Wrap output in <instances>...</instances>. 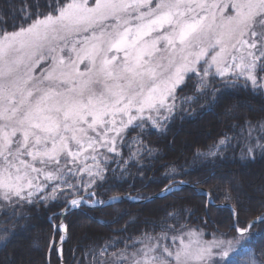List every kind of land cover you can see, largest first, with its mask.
Listing matches in <instances>:
<instances>
[{"label":"snow or ice","instance_id":"1","mask_svg":"<svg viewBox=\"0 0 264 264\" xmlns=\"http://www.w3.org/2000/svg\"><path fill=\"white\" fill-rule=\"evenodd\" d=\"M49 7L26 27L0 32V200L64 197L65 212L118 201L93 199L104 169L81 167L82 156L96 161L98 148L115 152L130 127L162 128L185 77H197V92L217 77L225 86L242 79L264 87V0H56ZM255 148L264 143L249 145L248 154ZM81 172L87 181L77 179ZM258 222L264 216L235 227L230 239L211 240L168 226L177 233L171 244L160 243L166 231L146 233L141 247L113 253L114 264H240Z\"/></svg>","mask_w":264,"mask_h":264},{"label":"trees","instance_id":"2","mask_svg":"<svg viewBox=\"0 0 264 264\" xmlns=\"http://www.w3.org/2000/svg\"><path fill=\"white\" fill-rule=\"evenodd\" d=\"M55 3L0 0V32L26 27L38 14L52 11L49 5ZM197 83L192 75L177 89L175 110L162 128L150 123L143 129L130 128L115 152H105L100 166L105 180L97 181L102 186L95 187L93 199L106 201L121 195L147 199L178 182L195 187L185 186L145 203L121 200L69 213L64 264H114L113 253L119 255L126 245L131 252L134 243L141 247L138 238L146 233L159 238L166 231L170 243L177 233L168 231V226L200 231L207 240L221 233L230 239L237 235L235 227L244 228L264 216V150L247 152L258 139L264 143L260 127L264 125V87L253 88L250 82L245 86L242 79L225 86L217 77L197 92ZM188 97L192 101L182 103ZM222 139L226 143L217 151L215 146ZM210 151L216 154L206 155ZM223 203L233 210L217 206ZM65 206L64 197L38 203L1 202L0 235H5L4 229L8 233L0 241V264H62L56 254L61 234L54 228ZM249 231L237 258L240 264H264V223L254 224Z\"/></svg>","mask_w":264,"mask_h":264},{"label":"water","instance_id":"3","mask_svg":"<svg viewBox=\"0 0 264 264\" xmlns=\"http://www.w3.org/2000/svg\"><path fill=\"white\" fill-rule=\"evenodd\" d=\"M184 186H190V185H187L186 183H180L179 185H171L170 187L175 188L176 190H178L179 188L184 187ZM168 187H169V186H168ZM176 190H175V191H176ZM170 193H172V192H165L164 190H162V191L159 192L158 194H156V195H154V196H152V197H150V198H148V199H145V200H143V201H140V200H138V201H140V202H142V203H145V202H148V201H151V200H154V199H157V198H160V197L166 196V195H168V194H170ZM118 197L121 198L120 200H127V201H131V202H136V200H133L129 195H121V196H118ZM111 198H112V197H111ZM111 198H109V199L106 200V201H110ZM210 200L212 201L211 196H210ZM118 201H119V200H118ZM115 202H117V201H115ZM115 202H112V203H110V204H113V203H115ZM110 204H105V205H103L102 207L108 206V205H110ZM218 206H220V207L231 208V206L228 205V204H226V203L221 204V205H218ZM67 207H68V206L66 205V207H65V208L62 210V212H61V219H60V222H59V225H58V226H60V225H63V226H64V225H65V219H66V216H67L70 212H72V211L77 210V209L80 208V207H78V208H69V209L67 210V212H65V209H66ZM85 207H90V206H89V205H85ZM90 208H92V207H90ZM234 214H235V218H236V213H234ZM59 231H60L61 234L64 236V240H63V241H60V242L57 244V254H58V256L62 259V248H63L64 243L68 240V232H67V230L62 231V229H59ZM54 243H55V239L53 238V240H52V242H51V245H50L49 252H48V259L50 258V255H51L52 249H53V247H54Z\"/></svg>","mask_w":264,"mask_h":264},{"label":"rangeland","instance_id":"4","mask_svg":"<svg viewBox=\"0 0 264 264\" xmlns=\"http://www.w3.org/2000/svg\"><path fill=\"white\" fill-rule=\"evenodd\" d=\"M83 68H84V65L82 64L81 65V69L83 70ZM40 74V68L39 67H37V69H36V75H39ZM186 79H187V77H185V81H186ZM179 88V87H178ZM177 88V89H178ZM177 89H176V91H177ZM175 95H176V92H175ZM175 99L174 100H172V99H169V103H171V104H175ZM192 101V99H183L182 100V103H185V104H187L188 102H191ZM174 110H175V107H174V109H173V111H172V113L174 112ZM172 113H171V115H172ZM162 122H164V121H162ZM131 128V127H130ZM129 128V129H130ZM128 130V129H127ZM127 130H125V131H127ZM105 152H107V149L106 148H98V154H97V160L96 161H93L92 159H87V160H84L83 159V156L80 158V161L78 162V163H80V166L81 167H83V164H87L89 167H92L93 168V171H95V164L96 163H99V165L101 166V163H102V161L105 159ZM74 167V165L73 164H68V168H73ZM80 177H82L83 178V180L84 181H87L88 179H89V177H88V175H87V172H81V173H79L78 174V177H77V179H79ZM42 179V178H41ZM1 202H7V201H3V200H0V203ZM64 230H66V226L64 225ZM186 232V231H185ZM197 232H200V231H197ZM171 238V237H170ZM203 238L205 239V240H207L206 238H205V235H203ZM171 240V239H170ZM209 240H211V239H209ZM160 243L161 244H171L172 243V241L170 242V243H167V240H161L160 241ZM56 250H57V248H56ZM52 251H53V249H52ZM52 253V252H51ZM51 256V255H50Z\"/></svg>","mask_w":264,"mask_h":264},{"label":"bare ground","instance_id":"5","mask_svg":"<svg viewBox=\"0 0 264 264\" xmlns=\"http://www.w3.org/2000/svg\"><path fill=\"white\" fill-rule=\"evenodd\" d=\"M212 110V108L210 109V110H208V111H211ZM208 111H206L205 113H207ZM63 231H64V229H62Z\"/></svg>","mask_w":264,"mask_h":264}]
</instances>
